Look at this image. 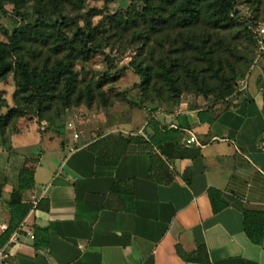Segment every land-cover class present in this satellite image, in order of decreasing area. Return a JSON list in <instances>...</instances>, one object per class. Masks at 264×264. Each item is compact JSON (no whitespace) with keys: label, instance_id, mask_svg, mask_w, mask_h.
<instances>
[{"label":"crops","instance_id":"0c3cea01","mask_svg":"<svg viewBox=\"0 0 264 264\" xmlns=\"http://www.w3.org/2000/svg\"><path fill=\"white\" fill-rule=\"evenodd\" d=\"M263 83L264 59L226 109L201 97L155 110L114 106L82 117L74 139L31 129L17 146L13 137L15 156L1 154L0 240L24 166L34 168L35 183L22 192L33 208L20 243L10 244L9 264H264V243L244 229L245 209L264 211ZM205 110L212 123L201 121ZM169 130L175 136L165 139ZM191 134L201 145L186 144ZM119 135L142 136L144 143L131 144L116 165L98 164L89 146ZM116 182L120 193L113 194ZM132 188L133 211L105 207ZM210 188L227 203L220 212L213 211ZM36 228L46 231L38 247L25 233Z\"/></svg>","mask_w":264,"mask_h":264},{"label":"rangeland","instance_id":"374dc122","mask_svg":"<svg viewBox=\"0 0 264 264\" xmlns=\"http://www.w3.org/2000/svg\"><path fill=\"white\" fill-rule=\"evenodd\" d=\"M147 1L160 7L159 11L165 21L155 14L147 20L141 19L140 15L145 13ZM178 1L172 4L167 1L163 2V0H85L81 8L68 6L62 9L63 15L67 17L65 31L72 38L78 36L76 48L64 47L58 54L56 49L60 41L56 39L52 27L58 15L49 16L46 19L47 25L42 29L43 36L37 34L36 38L35 35L34 38L32 35L25 37L21 47L17 49L16 57L21 56L31 64L39 66L49 61L53 63L57 57L72 60L79 79V91L90 89L95 99L92 105H88L85 102L87 98L83 95L82 102L66 109L58 103L48 110H41L38 104L23 100L21 94L15 98L18 87L14 73H10L6 80L0 82V95L8 105L0 109V112L8 113L18 100L20 105L28 107V113L23 117L13 118L6 126V132L4 134L0 132V164L4 162L2 153L6 152L15 156L13 137L16 136V144L19 146L24 143L23 134L31 129H35L34 131L40 134L49 133L53 137L74 139V131L77 127L79 128V120L82 117H88L93 111L107 109L101 105L105 99L108 104L113 103L112 107H125L130 101L148 109L162 108L167 104L177 105L189 97H201L207 104H220L221 109L232 106L233 98L247 90L253 69L262 61L258 57L257 49L251 47L250 41L241 32L243 28L215 30V39L218 41L222 38L218 41L217 48L225 57L231 61L240 59L241 61L236 63L238 67H245L246 59L249 57L252 61L244 76L236 79L234 92L227 97H221L217 92L204 97L190 91L189 89L193 90L196 87V78H201L205 74L202 69L207 66L202 60L204 55L199 51L196 43H200V40L204 38L202 35H206V30H212L210 24L207 23L195 29H183L171 25L169 23L171 14L175 13ZM40 8L42 6L37 0L5 3L4 8H0V41L9 43L10 36L16 28L21 26L22 15H18L17 12L23 14L28 23L33 22L39 16ZM238 9L242 19L264 25V0H238ZM201 16L206 20L207 15L204 9ZM87 25H90V28H87ZM95 28L102 46L91 51L79 48L78 44L83 37L81 33L83 31L89 33ZM181 36L190 37L192 40L184 41ZM41 38L43 39L40 40ZM132 60H135L136 64L147 63L152 67L154 75L147 90L150 93L149 98L144 92L142 78L130 66ZM170 60H175L178 64L173 75L183 81L184 87H189L180 94L176 101L170 99L173 94L169 85L155 74L162 62ZM117 71H122L123 75L112 81ZM103 80L106 82L100 87L99 83ZM209 82L215 86L216 78L209 76ZM69 123L73 124L72 127ZM87 134L83 132L82 139L87 137ZM0 167V181H3L6 177L5 168Z\"/></svg>","mask_w":264,"mask_h":264},{"label":"trees","instance_id":"16d2710c","mask_svg":"<svg viewBox=\"0 0 264 264\" xmlns=\"http://www.w3.org/2000/svg\"><path fill=\"white\" fill-rule=\"evenodd\" d=\"M23 0H0V8H4L5 3L15 2L18 3ZM42 8L39 9V16L35 18L33 22L26 23V18L23 14L17 12L18 15H22V24L15 29L14 33L10 36L9 43L0 41V82L7 79L10 73H14L15 81L18 87V94L23 95L22 99L27 100L28 103H36L41 110H48L53 107L54 104H62L64 109L79 104L83 100V95L86 96L85 101L88 105L94 103L95 96L90 89L87 91H79L78 75L74 70V63L70 59L57 57L53 63L46 62L42 66L33 65L27 59L16 57L18 55L17 49L21 47V44L25 37L39 34L43 36L42 29L47 25L46 19L49 16L58 15L52 27L53 33L60 45L56 49V53L62 51L64 47L68 49L76 48V39L70 37L66 31L67 17L63 15L62 9L66 7L81 8L84 6L85 0H37ZM170 2L174 4L177 0H163V2ZM203 5V8L201 6ZM159 6H155L152 2L147 1L145 7V13L141 16L142 20H147L148 17L153 14L157 15L161 20H164V16L159 11ZM205 10L206 20L203 18L202 10ZM208 19V20H207ZM136 21V20H135ZM171 25L179 26L183 29H195L200 28L202 24H210L212 31L206 30V35H202L204 38L200 40L198 45L199 51L204 55L203 62L207 64L203 67L202 77H197L195 80L196 87L189 89L194 93H198L204 97L216 93L221 97H227L234 92L236 79L243 77L247 71L252 59L251 57L246 59V66H237L236 63L240 62V59L231 61L225 57L217 48L218 41L214 37L215 30L226 31L235 27L243 28L241 32L247 37L251 43L253 49H257L256 37L253 32V28H257L260 24L256 21H247L242 19L240 11L238 9V0H179L176 4L175 13L171 14L169 22ZM90 28V25H87ZM95 29H91L89 33L83 31V36L80 40L78 47L88 51L94 50L97 47L102 46L96 35ZM41 38L40 40H42ZM184 41L192 40L187 36H181ZM92 43V45H88ZM17 58V59H16ZM50 59V58H49ZM178 60V58H177ZM132 60L130 66L136 71V73L142 78V86L144 92L149 98L150 93L147 92L149 84L152 82L153 73L152 67L149 64L139 63L136 64ZM227 64V65H226ZM178 64L175 60L164 61L160 64V69L155 71V74L162 78L166 84L169 85L172 96L171 100L176 101L177 98L184 90L188 88L184 87L183 81L180 78L175 77L173 73L176 70ZM210 72V73H209ZM122 71H117L115 80L118 76H122ZM209 76L216 78V85L213 86L209 82ZM120 78V77H119ZM105 80V79H104ZM101 81L99 86L102 87L106 81ZM184 87V88H183ZM197 89V91H194ZM127 101V100H126ZM132 108H143L128 101ZM102 107H112V104L107 103V99L101 104ZM215 105V104H214ZM7 102L0 95V109L6 107ZM146 108V107H144ZM227 108V107H226ZM223 108V109H226ZM148 109V108H146ZM155 110V109H151ZM44 112V111H43ZM46 112V111H45ZM58 112V111H57ZM28 113V107L20 105V102L16 100V105L11 107L6 114L0 112V132H6V126L9 125L13 118H20ZM209 110L201 111L199 113L202 122L212 123L214 118L209 114ZM208 115V117H207ZM46 116V115H45ZM146 127H152L154 133L150 135L151 142L153 144L159 143L156 134L158 130L154 128V121L150 120ZM175 132L172 130L167 131L165 139L174 138ZM133 143H144L142 136L124 137L109 136L101 138L95 143L89 146L90 150L96 153L97 163L105 165H116L121 156L127 151L128 147ZM34 168L30 166H24L19 173V186L15 189L8 201L9 211L11 213V219L8 228L5 230L1 237V242L5 243L12 233L20 226L24 219L28 216L33 205L31 203L24 202L22 192L30 189L34 186ZM6 178L0 181V199L3 195V186ZM120 182H116L113 186L112 193H120ZM222 192L216 188L209 189V197L212 203L213 211L215 213L220 212L227 207V203L222 200ZM120 202H115L109 199L105 207L115 210H134L135 196L133 188L132 190H126L121 193ZM244 229L247 236L256 244L264 243V211L245 209L244 210ZM43 233V238L39 239L38 233ZM46 231L41 229H35V246L46 242Z\"/></svg>","mask_w":264,"mask_h":264},{"label":"built area","instance_id":"2783aa9c","mask_svg":"<svg viewBox=\"0 0 264 264\" xmlns=\"http://www.w3.org/2000/svg\"><path fill=\"white\" fill-rule=\"evenodd\" d=\"M253 32L256 37L257 42V53L258 57L260 59H264V25H259L257 28H253ZM261 90L264 92V83L261 87ZM72 123H69V126L72 127ZM76 138L79 136V134L75 133L74 135ZM186 144H198L201 145L199 140L194 134H191V136L186 140ZM36 204V202H35ZM24 221L20 224V226L12 233L10 238L5 242L2 243L0 241V264H9L10 259V251L9 247L11 243H20L18 240V233L21 230V227L23 226ZM3 230H6L8 226L6 224L2 225ZM26 236L29 237L32 240H35V232L32 229L25 230Z\"/></svg>","mask_w":264,"mask_h":264}]
</instances>
